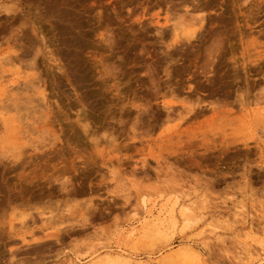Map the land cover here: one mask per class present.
I'll return each instance as SVG.
<instances>
[{"label":"rangeland","instance_id":"1","mask_svg":"<svg viewBox=\"0 0 264 264\" xmlns=\"http://www.w3.org/2000/svg\"><path fill=\"white\" fill-rule=\"evenodd\" d=\"M115 258L264 264V0H0V264Z\"/></svg>","mask_w":264,"mask_h":264},{"label":"bare ground","instance_id":"2","mask_svg":"<svg viewBox=\"0 0 264 264\" xmlns=\"http://www.w3.org/2000/svg\"><path fill=\"white\" fill-rule=\"evenodd\" d=\"M81 89V88H80ZM82 90V89H81ZM129 261L124 260L123 258H115L114 264H128ZM130 263V262H129Z\"/></svg>","mask_w":264,"mask_h":264}]
</instances>
